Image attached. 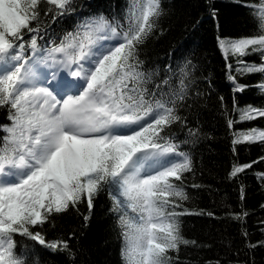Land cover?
<instances>
[{"label":"snow or ice","instance_id":"1","mask_svg":"<svg viewBox=\"0 0 264 264\" xmlns=\"http://www.w3.org/2000/svg\"><path fill=\"white\" fill-rule=\"evenodd\" d=\"M242 6L249 9L253 32L218 37V48L234 93L248 87L237 75L250 74L260 75L257 87L264 92V0ZM74 11L73 0H0V107L10 121L0 125V264H26L16 236L71 255L68 241H46L33 229L70 208L79 211L81 204L87 222L102 192L117 214L125 264H170V251L195 244L180 232L179 217L191 213L177 211L188 195L176 182L191 171V158L168 132L184 122L178 108L191 62L179 69L178 90L172 66L159 83L152 82L156 73L143 68L140 48L157 28L161 0H129L126 24L102 14L89 17L42 45L50 25ZM253 54L260 63L245 59ZM233 110L239 113L235 122L264 117V108L234 104ZM227 123L232 129L234 121ZM188 131L195 136L198 130ZM232 135L234 153L242 143L264 144L262 129ZM253 163L233 164L229 179ZM258 178L264 180V173ZM246 215L234 213L233 219Z\"/></svg>","mask_w":264,"mask_h":264},{"label":"trees","instance_id":"2","mask_svg":"<svg viewBox=\"0 0 264 264\" xmlns=\"http://www.w3.org/2000/svg\"><path fill=\"white\" fill-rule=\"evenodd\" d=\"M248 3L257 0H161L163 14L157 28L140 48L144 70L156 73L152 82L159 83L164 70L172 66L176 70L172 87L177 90L179 69L191 62L185 99L178 108L184 122L172 125L168 132L179 150L191 158V171L176 182L188 195L177 211L191 213L179 217L180 232L195 244H182L178 252L170 251V264H264V180L258 178L264 173V161L260 160L264 144L242 143L235 153L232 144L233 131L264 130V117L235 122L239 113L233 110L234 104L237 109L264 108V92L257 87L262 81L259 74L237 75L238 82L248 87L234 93L217 41L218 37L237 38L253 32L249 9L242 6ZM128 4L129 0H73L75 11L52 23L40 43L44 45L48 36L59 40L89 17L101 14L113 23L126 24ZM41 16L46 23L50 20L43 11ZM245 59L260 63L258 54ZM228 62L235 67L234 59ZM228 119L234 121L232 129ZM9 123L7 108L0 107V125ZM188 129L198 130L197 134L191 135ZM253 161L256 163L238 178L229 179L233 164ZM111 205L108 193L102 192L87 222L83 217L88 209L81 204L79 211L70 208L51 223L33 229L46 241H68L71 255L51 252L20 236L15 237L16 251L26 264H125L121 254L124 238ZM234 213L247 215L236 220Z\"/></svg>","mask_w":264,"mask_h":264},{"label":"bare ground","instance_id":"3","mask_svg":"<svg viewBox=\"0 0 264 264\" xmlns=\"http://www.w3.org/2000/svg\"><path fill=\"white\" fill-rule=\"evenodd\" d=\"M63 76H66V73H63V74L61 75V77H63ZM67 79H68V82H69V83H72V82H73V78L68 77ZM58 81H59V78H57V82H58Z\"/></svg>","mask_w":264,"mask_h":264},{"label":"rangeland","instance_id":"4","mask_svg":"<svg viewBox=\"0 0 264 264\" xmlns=\"http://www.w3.org/2000/svg\"><path fill=\"white\" fill-rule=\"evenodd\" d=\"M114 43V42H113ZM51 71V70H50ZM64 72H60V74H59V76L61 77V75L63 74ZM59 78V77H58ZM69 84H71V83H69Z\"/></svg>","mask_w":264,"mask_h":264}]
</instances>
